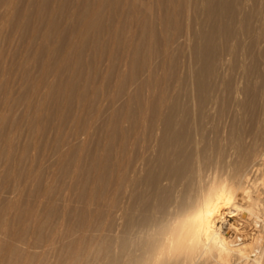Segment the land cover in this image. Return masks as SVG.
<instances>
[{
    "label": "rangeland",
    "instance_id": "374dc122",
    "mask_svg": "<svg viewBox=\"0 0 264 264\" xmlns=\"http://www.w3.org/2000/svg\"><path fill=\"white\" fill-rule=\"evenodd\" d=\"M130 2H104L97 22L87 27L86 17L97 9L94 0H0V258L5 264H116L117 256L127 255L134 242L144 239L140 222L145 193L151 197L147 215L155 220L154 232L173 222L174 216L160 206L180 200L185 192L192 196L199 176L191 180L188 171L184 181L175 185L170 179L166 190L158 193L141 183L138 194L135 191L138 199L131 182L134 160L149 166L158 163L168 118L176 137L167 145L170 156L178 151L181 160L190 159L204 177L213 170L222 174L240 149L261 144L264 0H227L223 10L212 15L208 0H176L174 9L168 0H138L139 8L147 2L153 8L147 13L153 24L144 35ZM134 127L143 137L135 150ZM135 205L139 211H134ZM252 233L253 229L246 232L244 247L252 242ZM259 236L264 244V229ZM21 245L29 255L14 248Z\"/></svg>",
    "mask_w": 264,
    "mask_h": 264
},
{
    "label": "bare ground",
    "instance_id": "6f19581e",
    "mask_svg": "<svg viewBox=\"0 0 264 264\" xmlns=\"http://www.w3.org/2000/svg\"><path fill=\"white\" fill-rule=\"evenodd\" d=\"M89 1V0H88ZM98 5L97 9L94 10L93 16L86 17L85 19V25L87 27L92 26L97 22L96 16L99 15L101 8H103V4L106 1L110 0H94ZM131 1V11H133L137 17V19L141 22V26L143 27V31L141 32V35H144L145 29L147 26L152 27L153 20L151 17H148L147 13H151L153 10L152 5H150L148 2L145 3L141 8L137 6L138 0H129ZM176 0H168L169 7L171 6L174 9V2ZM227 0H208L207 5V11L210 15L213 13H218L223 10V7L225 5V2ZM141 2V1H140ZM152 2V0H151ZM242 2V1H241ZM88 5V3H86ZM85 5V6H86ZM206 5V4H205ZM238 6V5H237ZM259 6V5H258ZM262 6V5H261ZM77 7V6H76ZM243 7V6H242ZM79 8V7H77ZM157 8V7H156ZM160 8V7H159ZM166 8V7H165ZM252 8V7H251ZM129 9V8H128ZM206 9V8H204ZM240 9V8H239ZM62 10V9H61ZM199 10V9H198ZM202 10V9H201ZM262 10V9H260ZM83 11V10H82ZM88 11V10H87ZM193 11V10H192ZM26 12V11H25ZM86 12V11H84ZM121 12V11H120ZM123 12V11H122ZM242 12V11H241ZM246 12V11H245ZM253 12V11H252ZM252 12L250 14H252ZM149 13V14H150ZM83 14V13H82ZM120 14V13H119ZM171 15V14H170ZM79 16V15H78ZM77 16V17H78ZM126 16V15H125ZM156 16V15H155ZM154 16V17H155ZM190 16V15H189ZM252 16V15H251ZM258 16V15H257ZM45 17V16H44ZM157 17V16H156ZM164 17V16H163ZM232 17V16H231ZM81 18V17H80ZM190 18V17H189ZM258 18V17H257ZM84 18H81V20ZM162 19V18H160ZM156 20V18H155ZM243 20V19H242ZM251 20V19H250ZM252 21V20H251ZM123 22V21H122ZM158 22V20H157ZM164 22V20H163ZM238 22V20H237ZM242 22V21H241ZM263 22V21H262ZM84 23V22H83ZM138 23V21L136 22ZM188 23V22H187ZM207 23V22H206ZM213 23V21H212ZM81 24V23H80ZM162 24V23H161ZM244 25V24H243ZM204 26V25H203ZM236 26V25H235ZM83 27V26H82ZM96 27V26H95ZM109 27V26H108ZM214 27L217 28V25L215 23ZM249 27V26H248ZM65 28V27H64ZM92 28V27H91ZM243 28V27H242ZM99 29V28H98ZM117 32H118V28ZM64 30V29H63ZM89 30V28H88ZM87 30V31H88ZM95 30V29H93ZM162 30V29H161ZM256 30V29H255ZM86 31V32H87ZM111 31L114 32V29ZM122 31V30H121ZM154 31V30H153ZM258 31V30H257ZM207 32V31H206ZM88 33V32H87ZM86 33V34H87ZM222 33V32H221ZM256 33V32H255ZM94 34V33H93ZM99 34V33H98ZM103 34V33H102ZM108 34V33H107ZM139 34V33H138ZM212 34V33H210ZM253 34V33H252ZM117 35V34H115ZM135 35V34H134ZM202 35V34H201ZM217 35V34H215ZM257 36V34H255ZM35 36V35H34ZM220 36V35H219ZM230 36V35H229ZM131 38V35L129 36ZM144 37V36H143ZM167 37V36H166ZM178 37V36H177ZM211 38V36H210ZM214 38V36H213ZM212 38V39H213ZM228 38V37H227ZM262 38V37H261ZM120 39V37H119ZM128 39V38H127ZM126 39V40H127ZM133 39V38H132ZM144 39V38H143ZM258 39V38H257ZM140 40V39H139ZM181 40V39H180ZM261 40V39H260ZM125 41V40H124ZM134 43L136 40H132ZM185 41V40H184ZM127 42V41H126ZM125 42V43H126ZM143 42V41H142ZM148 42V41H147ZM180 42V41H179ZM46 43V42H45ZM106 43V42H105ZM175 43V42H174ZM128 44V43H126ZM212 44V43H211ZM130 45V44H129ZM140 46V45H139ZM126 47V45H125ZM131 48V46H129ZM178 47V46H177ZM127 48V47H126ZM129 48V49H130ZM148 48V47H147ZM256 48V47H255ZM55 49V48H54ZM228 49V48H227ZM137 50V49H136ZM249 50V49H248ZM225 51V50H224ZM127 52V50H126ZM236 52V51H235ZM244 52V50H243ZM242 52V53H243ZM125 53V52H124ZM129 53V52H128ZM149 53V52H148ZM249 53V52H248ZM137 54V53H136ZM253 54V53H252ZM127 55V54H126ZM238 55V54H237ZM258 55V54H257ZM129 57V54L127 55ZM138 56V54H137ZM240 56V55H238ZM218 57V56H217ZM244 57V56H243ZM241 58V56H240ZM231 59V58H230ZM235 59V58H234ZM244 59V58H243ZM253 59V58H252ZM135 60V59H134ZM175 60V59H174ZM137 61V60H136ZM229 61V60H228ZM115 62V61H114ZM22 63V62H21ZM116 63V62H115ZM134 64V63H133ZM22 66V65H21ZM100 66V65H99ZM114 64L112 65V67ZM180 66V65H179ZM218 66V65H216ZM220 66V65H219ZM218 66V67H219ZM23 67V66H22ZM124 67V64H123ZM214 67V66H213ZM217 67V68H218ZM144 68V66L142 67ZM113 69V68H112ZM122 69V68H121ZM209 70V69H208ZM217 70V69H216ZM146 71V69H145ZM218 71V70H217ZM254 71V70H253ZM98 72V71H97ZM152 72V71H151ZM232 72V71H231ZM149 73V72H148ZM179 73V72H178ZM209 73V72H207ZM224 73V72H223ZM233 73V72H232ZM109 74V73H108ZM122 74V73H120ZM146 74V73H145ZM144 75V74H143ZM125 76V75H124ZM135 76V75H134ZM165 76V75H164ZM167 76V75H166ZM173 76V75H172ZM253 76V75H252ZM21 77V76H20ZM126 77V76H125ZM137 77V76H136ZM144 77V76H143ZM209 77V76H208ZM90 78V77H89ZM121 78V77H120ZM123 78V77H122ZM135 78V77H134ZM153 78V77H152ZM204 78V77H203ZM114 79V78H113ZM138 80V79H136ZM146 81V79H144ZM242 80V79H241ZM78 81V80H77ZM120 81V80H118ZM135 81V79H134ZM203 81V80H202ZM124 82V81H123ZM133 82V80H132ZM70 83V82H69ZM68 83V84H69ZM121 83V82H120ZM166 83V82H165ZM121 84V85H125ZM146 84V83H145ZM144 84V85H145ZM202 84V83H201ZM28 85V84H27ZM76 85V84H75ZM117 85V84H116ZM132 85V83H131ZM179 85V84H178ZM204 85V84H203ZM250 85V84H248ZM165 86V85H164ZM169 86V85H168ZM114 87V86H113ZM126 88V85L124 86ZM163 87V86H162ZM214 87V86H213ZM250 87V86H249ZM71 89V88H70ZM103 89V88H102ZM119 89V88H118ZM156 89V88H155ZM172 89V88H171ZM179 89V88H178ZM118 91V90H117ZM162 91V90H161ZM168 91V90H167ZM166 91V92H167ZM172 91V90H171ZM176 91V89H175ZM224 91V90H223ZM238 91V90H237ZM109 92V91H108ZM122 92V90H121ZM135 92V91H134ZM179 92V91H178ZM189 92V91H188ZM244 92V91H243ZM248 92V91H246ZM120 93V92H117ZM169 93V92H167ZM186 93V92H185ZM224 93V92H223ZM189 94V93H188ZM168 95V94H166ZM171 95V93H170ZM192 95V94H191ZM190 95V96H191ZM246 95V94H245ZM249 94H247L248 96ZM139 96V95H138ZM159 96V95H158ZM121 98V97H120ZM129 98V97H128ZM150 98V97H149ZM169 98V97H167ZM131 99V98H130ZM133 99V98H132ZM152 99V98H151ZM102 100V99H101ZM106 100V99H105ZM120 100V99H119ZM168 100V99H167ZM262 100V99H261ZM147 101V100H146ZM238 101V100H237ZM254 101V99H253ZM100 102V101H99ZM98 102V103H99ZM250 102V100H249ZM248 102V103H249ZM115 103H117V100H115ZM138 103V101H137ZM254 103V102H252ZM93 104V103H92ZM104 104V103H103ZM102 104V105H103ZM128 104V103H127ZM130 104V103H129ZM139 104V103H138ZM183 104V103H182ZM142 105V104H139ZM148 105V104H147ZM239 105V104H238ZM242 105V104H241ZM249 105V104H248ZM115 106V105H114ZM244 106V105H243ZM256 106V105H254ZM117 107V106H116ZM135 107V106H134ZM215 107V106H214ZM232 107V106H231ZM230 107V108H231ZM239 107V106H238ZM247 107V104L246 106ZM264 107V106H263ZM139 108V107H138ZM141 108V106H140ZM156 108V107H155ZM212 108V106H211ZM248 108V107H247ZM246 108V109H247ZM250 108V107H249ZM115 109V108H114ZM113 109V110H114ZM121 109H123L121 107ZM129 109V108H128ZM245 109V108H244ZM253 109V108H252ZM256 109V107H255ZM254 109V110H255ZM112 110V112H113ZM156 110V109H155ZM172 110V109H171ZM178 110V109H177ZM240 111L242 109H239ZM251 110V108H250ZM117 111V110H116ZM141 111V110H140ZM244 111V110H243ZM164 112V111H163ZM229 112V111H228ZM262 113V111H261ZM128 114V113H127ZM146 114V113H145ZM164 114V113H163ZM170 114V113H169ZM194 114V113H193ZM208 114V113H207ZM224 114V113H223ZM263 115V114H262ZM128 116V115H126ZM133 116V115H132ZM160 116V115H159ZM179 116V115H178ZM220 116V115H219ZM218 116V117H219ZM223 116V115H222ZM252 116V115H251ZM91 117V116H89ZM194 117V116H193ZM224 117V116H223ZM241 117V116H240ZM257 117V116H256ZM129 118V117H128ZM127 118V120H128ZM212 118V117H211ZM264 118V116H263ZM262 118V119H263ZM151 119V118H150ZM167 119V118H166ZM204 118H202L203 120ZM240 119V118H239ZM252 118H250L251 120ZM257 119V118H255ZM261 119V117H260ZM126 120V119H125ZM142 120V119H141ZM226 120V119H225ZM244 122V119H242ZM111 121V120H110ZM144 121V120H143ZM157 121V120H155ZM184 121V120H183ZM239 121V120H238ZM116 122V121H115ZM114 122V123H115ZM185 122V121H184ZM183 122V123H184ZM210 122V121H209ZM252 122V121H251ZM256 122V121H255ZM119 123V122H118ZM141 123V122H140ZM202 123V122H201ZM242 123V122H241ZM260 123V122H259ZM123 124V123H122ZM173 123L171 122V118L167 119L166 126L163 130V136L161 139V155L158 158V163L154 166H149L148 163L145 165L142 162V160H134L133 167V178H132V193L135 194V199H138V195H136L137 190H139V186L144 184L146 187L154 188L157 193L160 191L166 190L165 185L167 182L170 181V179L174 180V184L182 182V180L186 177V174L188 171L192 172V174L188 175L192 177L191 180H193V176L197 175L199 176L200 182L198 185H196V188H194L196 191L192 196L186 195V192L184 195L182 194L180 200H175L173 202L168 203L165 201L163 203V206L161 205L162 202L165 200H161V204H159L160 207L163 209H167L168 215L174 216V221L171 223H168V225L162 226L159 225V230L155 233L154 228V222L155 220L152 218H149L147 213L151 209V197L148 196V193L143 194V198L145 201L143 206V218L140 222L141 227L143 228V235L144 237L143 241L140 243L131 244V251H127V255L120 254L117 258L116 264H264V244L263 241L260 240V232L262 229H264V131L262 135L260 136L261 144L252 145L251 147L242 148L240 149V152H238V156L232 163H230L226 169V171L222 172V174H218V171L213 170V174H208L205 177L200 174L202 171L198 167L197 169L194 168L193 165H190V159H186L183 161L181 160V154L177 151L172 156H170L169 150L167 148V145H171L175 142L176 137L173 132ZM209 124V123H208ZM231 124V122H230ZM239 124V123H238ZM257 124V122H256ZM244 125V124H243ZM35 126V125H34ZM183 126V125H182ZM226 126V125H225ZM141 127V126H139ZM147 127V126H146ZM190 127V126H189ZM237 127V126H236ZM260 128V126H257ZM264 127V126H263ZM155 128V127H154ZM226 128V127H225ZM250 128V127H249ZM126 129V128H125ZM153 129V128H152ZM179 129V128H178ZM177 129V130H178ZM227 129V128H226ZM243 129V128H242ZM113 130V129H112ZM118 130V129H117ZM116 130V131H117ZM121 130V129H120ZM127 130V129H126ZM132 148L133 150L136 149L139 143V137L140 136V130H138V127H134L132 129ZM155 130V129H154ZM162 130V129H161ZM176 130V131H177ZM264 130V129H263ZM114 131V130H113ZM156 131V130H155ZM188 131V130H187ZM243 131V130H242ZM245 131V128H244ZM249 131V130H248ZM256 131H259L258 129ZM62 132V131H61ZM86 132V131H85ZM122 132V131H121ZM131 132L129 134H131ZM152 132V130H151ZM160 132V130H159ZM162 132V131H161ZM84 133V132H83ZM87 133V132H86ZM115 133V132H113ZM144 133V132H142ZM155 133V132H154ZM195 133V132H194ZM248 133V132H246ZM250 133V132H249ZM121 134V133H120ZM127 134V133H126ZM125 134V135H126ZM158 134V133H157ZM237 134V132H236ZM258 134V132H257ZM78 135V134H77ZM101 135V134H100ZM152 136V134L150 133ZM218 135V134H217ZM235 135V134H234ZM83 136V135H82ZM130 136V135H129ZM150 136V138H151ZM178 136V135H177ZM253 137V135H251ZM91 137V136H90ZM89 137V138H90ZM125 137V136H124ZM123 137V138H124ZM153 137V136H152ZM156 136L155 138H157ZM224 137V136H223ZM244 137V136H243ZM249 137V136H248ZM101 138V137H100ZM131 138V139H132ZM147 138V136H146ZM159 138V137H158ZM228 138V137H227ZM236 138V137H235ZM256 138V137H254ZM253 138V139H254ZM99 139V138H98ZM109 141H112V137L108 138ZM152 139V138H151ZM222 139V138H220ZM219 139V140H220ZM81 140V139H80ZM89 140V139H88ZM100 140V139H99ZM115 141V139H113ZM143 140V137H142ZM141 140V141H142ZM159 140V139H157ZM212 140V139H211ZM126 141V140H125ZM145 141V139H144ZM251 141V138H250ZM255 141V140H253ZM98 141L97 143H99ZM223 142V141H222ZM226 142V141H225ZM232 142V141H231ZM239 142V141H238ZM256 142V141H255ZM258 142V143H259ZM185 143V142H184ZM247 143V142H246ZM252 143V142H250ZM30 144V143H29ZM80 144V143H79ZM112 144V143H111ZM115 144V143H114ZM147 144V143H146ZM144 143V145H146ZM222 144V143H221ZM232 144V143H231ZM109 145V144H108ZM113 145V144H112ZM124 145V144H123ZM141 145V146H144ZM175 145V144H174ZM250 145V144H249ZM101 146V145H100ZM120 146V145H119ZM232 146V145H231ZM236 146V145H235ZM238 147L240 145H237ZM27 147V146H26ZM106 147V145H104ZM130 147V146H129ZM151 147V146H149ZM176 147V146H175ZM212 147V146H211ZM225 147V146H223ZM241 147V146H240ZM108 148V147H107ZM113 148V147H112ZM110 147V149H112ZM125 148V147H124ZM122 148L121 150L123 151ZM144 148V147H143ZM208 148V147H207ZM221 148V145H220ZM103 149V148H102ZM105 149V148H104ZM103 149V150H104ZM127 149V148H126ZM145 149V148H144ZM143 149V150H144ZM223 149V148H222ZM221 149V150H222ZM237 149V148H234ZM120 150V151H121ZM158 150V149H156ZM105 151V150H104ZM119 151V152H120ZM138 151V150H137ZM141 151V150H139ZM173 151V150H172ZM171 151V152H172ZM103 152V151H102ZM127 152V151H126ZM156 152V151H155ZM129 153V152H128ZM135 153V152H134ZM139 153V152H138ZM143 153V152H142ZM116 154V153H115ZM130 154V153H129ZM211 154V153H210ZM229 154V153H228ZM104 156V155H102ZM126 156V155H125ZM130 156V155H129ZM152 158L153 155L151 154ZM219 156V155H218ZM155 157V156H154ZM172 157V158H171ZM193 157V156H192ZM220 157V156H219ZM228 157V156H227ZM234 157V156H233ZM119 158V157H118ZM122 158V156H121ZM87 159V158H86ZM103 159V157H102ZM154 159V158H153ZM223 159V158H222ZM117 160V159H116ZM127 160V159H126ZM150 160V159H149ZM147 159V161H149ZM194 160V159H193ZM111 161V160H110ZM90 162V161H89ZM96 162V161H95ZM107 162V161H106ZM124 162V161H123ZM131 162V161H130ZM145 162V161H144ZM219 162V161H218ZM54 163V162H53ZM98 163V162H97ZM116 164V162H114ZM132 164V163H130ZM151 164V163H150ZM211 164V163H210ZM92 165V164H91ZM106 165V164H103ZM102 165V166H103ZM114 165V164H113ZM117 165L123 166V164H120V160H118ZM126 165V164H125ZM98 166V165H97ZM121 166V167H122ZM128 166V165H126ZM58 167V166H57ZM212 167V166H211ZM218 167V166H217ZM226 167V165H225ZM96 170V167H94ZM108 168V167H107ZM106 168V169H107ZM111 168V166H110ZM120 168V167H119ZM93 169V168H92ZM103 169V168H102ZM105 169V168H104ZM115 169V168H112ZM190 169V170H189ZM53 170V169H52ZM94 170V171H95ZM122 170V169H119ZM5 171V170H4ZM110 171V170H109ZM108 171V172H109ZM117 171V170H116ZM123 171V170H122ZM220 171V170H219ZM89 173V172H88ZM102 173V171H101ZM110 173V172H109ZM107 173V174H109ZM124 173V172H123ZM126 173V171H125ZM128 173V171H127ZM129 173V174H132ZM78 174V173H77ZM90 174V173H89ZM105 174V173H104ZM122 174V173H121ZM141 174H143L144 177H141ZM114 175V174H113ZM117 175V174H116ZM124 175V174H123ZM126 175V174H125ZM128 175V174H127ZM88 176V175H87ZM100 176V174H99ZM106 177V176H105ZM120 179V175L118 176ZM126 177V176H125ZM128 177V176H127ZM97 178V177H96ZM110 179V177H107ZM113 178V177H112ZM129 179L131 177H128ZM126 179V178H125ZM124 179V180H125ZM198 179L197 177L195 180ZM88 180V179H87ZM118 180V179H117ZM121 180V179H120ZM123 180V179H122ZM128 180V179H127ZM115 181V180H114ZM184 181V180H183ZM88 182V181H87ZM85 181V183H87ZM105 180V184H106ZM125 182V181H124ZM127 182V181H126ZM193 182V181H192ZM75 183V182H74ZM100 183V182H99ZM121 183V182H120ZM194 183V182H193ZM191 183V184H193ZM26 184V183H25ZM47 184V183H46ZM97 184V183H96ZM119 184V183H118ZM121 183L120 185H122ZM130 184V183H129ZM165 184V185H164ZM98 185V184H97ZM110 185V184H109ZM125 185V184H124ZM173 186V184H171ZM120 186V187H121ZM193 186V185H192ZM91 187V186H90ZM117 187H119L117 185ZM142 187V186H141ZM191 187V186H188ZM115 188V187H114ZM144 188V187H143ZM173 189V188H172ZM183 189V188H182ZM193 188H191L192 191ZM119 190V189H116ZM176 190V189H175ZM179 190V189H178ZM177 190V191H178ZM190 190V189H189ZM130 191V190H128ZM170 191V190H169ZM82 192V191H81ZM103 192V191H102ZM145 192V191H144ZM61 193V192H60ZM191 193V192H190ZM133 194V195H134ZM138 194V191H137ZM151 194V193H150ZM168 194V193H167ZM175 194V192H174ZM113 195V194H112ZM122 195V194H121ZM158 195V194H157ZM131 196V195H130ZM169 196V195H168ZM167 196V197H168ZM176 196V195H175ZM104 197V196H103ZM154 197V196H153ZM172 197V196H171ZM134 198V197H133ZM162 198V197H160ZM120 199V198H119ZM131 199V198H130ZM154 199V198H153ZM129 200V199H128ZM158 200V199H157ZM160 200V199H159ZM167 200V199H166ZM10 201V200H9ZM105 201V200H104ZM107 201V200H106ZM134 202L136 200H133ZM142 201V200H141ZM44 202V201H43ZM160 202V201H159ZM130 203V202H129ZM156 203H158L156 201ZM155 205H158L156 204ZM168 203V204H167ZM110 204V203H109ZM134 204V203H133ZM131 204V205H133ZM30 205V204H29ZM111 205V204H110ZM114 206V205H113ZM138 205H135L133 209L134 211H139ZM166 206V207H165ZM24 207V206H23ZM125 207V206H124ZM128 207V206H127ZM122 208V207H121ZM120 208V209H121ZM131 208V207H130ZM158 206H156L155 209H157ZM53 209V208H52ZM103 209V208H102ZM127 209V208H126ZM90 210V209H89ZM141 210V209H140ZM119 213V212H118ZM140 213V212H139ZM123 214V213H122ZM134 214V212H133ZM136 214V213H135ZM155 214V213H154ZM163 214V213H162ZM99 215V214H97ZM124 215V214H123ZM126 215V213H125ZM129 215V214H127ZM156 215V214H155ZM87 216V215H86ZM135 216V215H134ZM132 216V217H134ZM32 217V216H31ZM88 217V216H87ZM116 217V216H115ZM123 217V216H121ZM131 217V218H132ZM156 217V216H155ZM125 218V217H124ZM136 218V216H135ZM133 218V219H135ZM139 219V217H137ZM228 218L233 219V223L230 222ZM115 219V218H114ZM156 219V218H155ZM163 219V218H162ZM162 219L160 222H162ZM173 219V218H172ZM93 220V219H92ZM105 220V219H104ZM118 220V219H117ZM125 220V219H123ZM157 220V219H156ZM5 221V220H4ZM122 221V220H121ZM134 221V220H133ZM136 221V219H135ZM159 221V220H158ZM170 221V220H168ZM167 221V222H168ZM123 222V221H122ZM65 223V222H64ZM63 223V224H64ZM104 223V222H102ZM113 223V222H112ZM137 222H135L136 224ZM156 223H158L156 221ZM99 224V223H98ZM123 224V223H122ZM133 224V223H132ZM55 225V224H54ZM60 225V224H59ZM101 225V224H99ZM108 225V224H107ZM113 225V224H112ZM56 226V225H55ZM74 226V225H73ZM1 227V226H0ZM82 227V226H81ZM115 227V226H114ZM134 229L136 225L132 226ZM53 228V227H52ZM51 228V229H52ZM63 228V227H62ZM99 228V227H97ZM133 228H131L133 230ZM139 228V230H140ZM122 229V228H121ZM124 229V228H123ZM249 229H253L252 235H254L252 242L246 244H250L248 247H244V238H248L249 235L246 234V232ZM78 230V229H77ZM110 230V229H109ZM138 230V231H139ZM2 231V230H1ZM4 231V230H3ZM75 231V230H74ZM79 231V230H78ZM84 231V230H83ZM96 231V230H95ZM94 231V232H95ZM98 231V229H97ZM103 231V230H102ZM105 231V230H104ZM137 231V232H138ZM252 231V230H251ZM250 231V232H251ZM58 232V231H57ZM86 232V231H85ZM120 232V231H119ZM118 232V233H119ZM53 233V232H52ZM74 233V232H73ZM77 233V232H76ZM103 233V232H102ZM132 233V232H131ZM5 234V233H4ZM51 234V231H50ZM64 234V233H63ZM94 234V233H93ZM97 234V233H96ZM105 234V233H104ZM115 234V233H114ZM138 234V235H140ZM250 234V233H249ZM20 235V234H19ZM61 235V234H60ZM135 235V234H134ZM7 236V235H5ZM55 236V235H54ZM53 236V237H54ZM93 236V235H92ZM118 236V235H117ZM137 236V235H136ZM68 237V236H67ZM99 237V236H98ZM109 237V236H108ZM133 237V236H130ZM122 238V236H121ZM124 238V237H123ZM142 238V237H141ZM23 239V238H22ZM94 239V238H93ZM106 239V238H105ZM4 240V238H3ZM2 240V241H3ZM47 240V239H46ZM85 240V239H84ZM248 240V239H247ZM21 241V240H20ZM92 241V239H91ZM111 241V240H110ZM128 241V240H127ZM137 241V240H136ZM11 242V241H10ZM49 242V241H47ZM46 242V243H47ZM80 242V241H79ZM84 242V241H83ZM93 242V241H92ZM101 242V241H100ZM117 242V241H116ZM120 242V241H119ZM4 242H2L3 244ZM12 243V242H11ZM9 243V244H11ZM28 243V242H27ZM38 243V242H37ZM81 243V242H80ZM121 243V242H120ZM132 243V242H131ZM19 244V243H18ZM85 244V243H84ZM90 244V243H89ZM130 244V243H129ZM20 245V244H19ZM23 245V244H22ZM21 245V246H22ZM28 245V244H26ZM50 245H52L50 243ZM49 245V246H50ZM96 245V244H95ZM94 245V246H95ZM102 245V244H100ZM16 246V245H15ZM47 246V245H46ZM55 246V245H54ZM104 246V245H103ZM12 247V246H11ZM20 247V246H19ZM15 249H23V246L20 248ZM25 247V245H24ZM28 247V246H27ZM45 247V246H44ZM43 247V248H44ZM53 247V246H52ZM89 247V245H87ZM86 247V248H87ZM91 247V246H90ZM97 247V246H96ZM108 247V246H107ZM3 248V246H2ZM9 248V247H8ZM30 248V247H29ZM40 248V247H39ZM48 248V247H47ZM85 248V247H84ZM124 248V247H123ZM11 249V248H10ZM14 249V250H15ZM49 249V248H48ZM47 249V250H48ZM73 249V248H72ZM125 249V248H124ZM1 250V249H0ZM12 250V249H11ZM25 248L23 249L24 253ZM34 250H36L34 248ZM71 250V249H70ZM88 250V249H87ZM100 250V249H99ZM106 250V249H105ZM122 250V248H121ZM129 250V248L127 249ZM3 251V250H2ZM20 251V250H19ZM26 251V250H25ZM29 250L27 249V254ZM42 251H45L43 249ZM124 251V250H122ZM10 252V251H9ZM18 252V253H21ZM34 252V251H33ZM17 254L18 256L23 255ZM68 253V252H67ZM115 253V252H114ZM125 253V252H124ZM6 254V253H5ZM16 254L12 255L15 256ZM33 254V253H31ZM118 254V253H117ZM26 255V253H25ZM29 255V254H28ZM26 255V258L27 256ZM95 255V254H94ZM114 255V256H115ZM11 256V254H10ZM11 256V257H12ZM17 256V257H18ZM31 256V255H30ZM36 256V255H34ZM45 258L46 256L43 255ZM76 256V255H75ZM88 256V255H87ZM98 256V255H97ZM108 256V255H106ZM1 257V254H0ZM23 257V256H22ZM25 257V256H24ZM48 257V255H47ZM60 257V256H59ZM79 257V254H78ZM110 257V256H108ZM30 258V257H29ZM33 258V257H31ZM49 258V257H48ZM85 258V257H84ZM87 258V257H86ZM107 258V257H106ZM9 259V258H8ZM14 259V257H13ZM21 259V258H20ZM35 259V258H33ZM66 259V258H65ZM77 259V258H76ZM15 260V259H14ZM18 260V259H17ZM30 260V259H29ZM32 260V259H31ZM30 260V261H31ZM42 260V259H41ZM49 259H46V261ZM80 260V259H78ZM115 260V259H114ZM11 260H9L10 262ZM21 261V260H19ZM25 261V260H24ZM33 261V260H32ZM37 261V260H35ZM45 261V260H42ZM72 261V260H71ZM75 261V259H74ZM113 261V260H112ZM111 261V262H112ZM8 262V261H7ZM8 262V263H9ZM15 262V261H14ZM18 262V261H17ZM15 262V263H17ZM49 262V261H48ZM47 262V263H48ZM86 262V261H85ZM110 262V263H111ZM24 263V262H23ZM31 263V262H28ZM36 262L35 264H37ZM73 263V262H72ZM88 263V262H87ZM115 263V262H114ZM0 264H5L4 261L0 258ZM10 264V263H9ZM39 264V263H38ZM41 264V263H40ZM50 264V263H49ZM56 264V263H55ZM63 264V263H62ZM76 264V263H75ZM97 264V263H96ZM109 264V263H108Z\"/></svg>",
    "mask_w": 264,
    "mask_h": 264
}]
</instances>
